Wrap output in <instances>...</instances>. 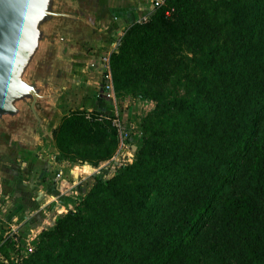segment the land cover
<instances>
[{
	"label": "trees",
	"instance_id": "obj_1",
	"mask_svg": "<svg viewBox=\"0 0 264 264\" xmlns=\"http://www.w3.org/2000/svg\"><path fill=\"white\" fill-rule=\"evenodd\" d=\"M216 38L226 44L223 63L181 104L169 138L153 131L124 166L127 180L97 179L84 198L92 215L61 213L41 231L51 248L22 264H264V0H165L127 26L109 56L111 76L165 84L172 42L212 55ZM95 112L62 115L52 129L58 159L71 158L74 143L115 135ZM98 186L111 194L101 207Z\"/></svg>",
	"mask_w": 264,
	"mask_h": 264
},
{
	"label": "water",
	"instance_id": "obj_2",
	"mask_svg": "<svg viewBox=\"0 0 264 264\" xmlns=\"http://www.w3.org/2000/svg\"><path fill=\"white\" fill-rule=\"evenodd\" d=\"M92 6V0H0V179L12 168L28 172L26 149L33 138L50 137L65 98V59L92 51L89 38L109 34L104 13Z\"/></svg>",
	"mask_w": 264,
	"mask_h": 264
},
{
	"label": "crops",
	"instance_id": "obj_3",
	"mask_svg": "<svg viewBox=\"0 0 264 264\" xmlns=\"http://www.w3.org/2000/svg\"><path fill=\"white\" fill-rule=\"evenodd\" d=\"M153 1L92 0V8L96 6L97 14L104 13L105 23L110 26L109 34L89 38L92 51L76 53L65 59L60 74L65 98L60 100L47 142L43 143L39 137L33 138L31 148H27L22 156L29 166L28 172L16 168H10L5 176L1 172L0 240L7 233V237L17 235L31 242L40 229L51 227L60 213L74 206L78 196L91 185V172L77 170L82 165L84 170L88 165L56 157L58 152L51 130L70 109L112 111L116 108L100 93L101 56L112 49L118 31L153 10Z\"/></svg>",
	"mask_w": 264,
	"mask_h": 264
},
{
	"label": "rangeland",
	"instance_id": "obj_4",
	"mask_svg": "<svg viewBox=\"0 0 264 264\" xmlns=\"http://www.w3.org/2000/svg\"><path fill=\"white\" fill-rule=\"evenodd\" d=\"M126 28L124 27L117 32L115 43L110 51H106L107 53L117 50ZM172 43L175 46L174 62L172 73L165 84H154L141 79H125L115 82L111 76L114 95L113 97L104 95V97L110 99L109 101L116 108L112 111H97L94 115L100 122H105L107 130H114L115 135L107 137L103 143L97 145L72 144L71 158L66 159L88 165L85 166L84 170L85 172H91L90 177L92 179L91 185L83 195L78 196L74 206L67 208L64 212L68 209L81 208L85 214L92 215V213L90 214V207L85 204L84 198L96 184L97 179L106 181L115 174L120 173L127 180L128 173L124 170V166L134 162L138 155L137 150L142 148L153 131L158 132L155 136L160 139H168L171 130L170 122L175 116L178 117L181 104L195 98L200 87L207 88L215 79V70L221 67L225 54L224 47L226 44L222 39L218 40L216 38L213 41L214 51L212 55L206 49H198L187 43V41L179 47H176V41ZM208 56H213V66L206 65L205 59ZM198 98L197 100H200L202 96ZM168 100H176V104L168 106L166 104ZM164 102L165 106L162 104ZM160 117L167 119V121L158 124L157 120ZM77 170L81 169L77 168ZM130 182L134 183L135 181L130 180ZM110 195L104 189V186H98L96 191L97 207H101L104 197ZM43 229H40L37 237L31 242L17 235L16 237L14 235L7 237V233H5L2 240H0V264H22L30 256H36L34 254H38L40 250H49L51 245L48 241L50 240H46L41 235ZM29 244L32 246L31 250L28 249Z\"/></svg>",
	"mask_w": 264,
	"mask_h": 264
},
{
	"label": "built area",
	"instance_id": "obj_5",
	"mask_svg": "<svg viewBox=\"0 0 264 264\" xmlns=\"http://www.w3.org/2000/svg\"><path fill=\"white\" fill-rule=\"evenodd\" d=\"M164 1L165 0H154L153 1V8L160 7L164 3ZM150 14H151V12L142 15L138 19V21H146V20H148ZM109 56H110V53L109 52L108 53L106 52V53H104L101 56V63L103 65V70H102V83L100 85V88L102 89V92H103V94L105 96H107V97H113L114 92H113V86H112V83H111V70H110ZM83 166L84 165H82L81 171L82 172H85V170H83ZM28 249L29 250L32 249L31 244L28 245Z\"/></svg>",
	"mask_w": 264,
	"mask_h": 264
}]
</instances>
